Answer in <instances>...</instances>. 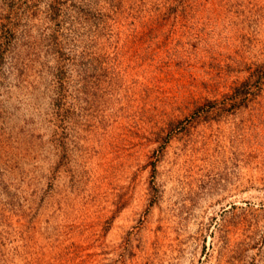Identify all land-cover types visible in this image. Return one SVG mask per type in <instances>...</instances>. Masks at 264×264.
<instances>
[{"label": "rangeland", "instance_id": "1", "mask_svg": "<svg viewBox=\"0 0 264 264\" xmlns=\"http://www.w3.org/2000/svg\"><path fill=\"white\" fill-rule=\"evenodd\" d=\"M263 65L264 0H0V264H264Z\"/></svg>", "mask_w": 264, "mask_h": 264}, {"label": "trees", "instance_id": "2", "mask_svg": "<svg viewBox=\"0 0 264 264\" xmlns=\"http://www.w3.org/2000/svg\"><path fill=\"white\" fill-rule=\"evenodd\" d=\"M264 85V65L255 69L250 77L240 86L236 87L234 92L226 95L218 107L219 113L224 110H234L244 103L250 102L259 94L261 87ZM204 107H199L200 109ZM208 109L206 112L208 113Z\"/></svg>", "mask_w": 264, "mask_h": 264}]
</instances>
